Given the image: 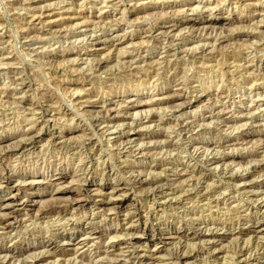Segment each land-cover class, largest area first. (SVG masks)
<instances>
[{"label":"rangeland","instance_id":"374dc122","mask_svg":"<svg viewBox=\"0 0 264 264\" xmlns=\"http://www.w3.org/2000/svg\"><path fill=\"white\" fill-rule=\"evenodd\" d=\"M9 202L0 264H264V0H0Z\"/></svg>","mask_w":264,"mask_h":264},{"label":"bare ground","instance_id":"6f19581e","mask_svg":"<svg viewBox=\"0 0 264 264\" xmlns=\"http://www.w3.org/2000/svg\"><path fill=\"white\" fill-rule=\"evenodd\" d=\"M173 31H174V29H173ZM112 40V39H111ZM161 100V99H160ZM159 100V101H160ZM140 104V103H139ZM148 104H150V102H146V104L145 105H148ZM142 105L143 104H141V106L139 105V106H134V107H132V108H137V107H142ZM111 117V119L112 120H114V121H117L118 122V120L120 119V117H116V116H109V118ZM125 120H128L127 119V117H126V119ZM121 121H124V120H121ZM197 121V120H196ZM108 122V121H107ZM113 122V121H112ZM192 122V121H191ZM110 123V122H109ZM114 123V122H113ZM186 123H187V121H186ZM185 123V124H186ZM197 123V122H196ZM104 124V123H103ZM193 124V123H192ZM194 126V125H193ZM110 127V126H109ZM109 127H107V128H109ZM140 127V126H139ZM113 128V127H112ZM184 128H191L190 126H187V127H184ZM106 130H108V129H106ZM112 130V129H111ZM183 131V130H182ZM127 137V136H126ZM118 139H122V137H118ZM118 139H117V141H118ZM130 141V140H129ZM133 143H135V142H133ZM192 143V142H191ZM130 144V142L128 143V142H124L121 146L123 147V149H126L128 146H131L132 147V144L131 145H129ZM160 146V145H159ZM163 146V145H162ZM139 149V148H138ZM215 152V151H214ZM136 179H141L140 178V176H136L135 177ZM11 181V179L8 181V183ZM15 201V200H14ZM13 202V201H12ZM12 202H9V203H6V204H3L2 206H0V208L3 210V209H9L10 208V206H11V203ZM261 225V224H260ZM255 230H257V229H255ZM199 232H200V234L201 235H203L204 234V231H198V233H196L195 234V237H197L198 235H199ZM255 232V231H254ZM253 232V233H254ZM262 232H264V226H260L259 227V229L256 231V233H262ZM171 236V235H170ZM103 237V236H102ZM206 237V236H205ZM155 238V237H154ZM62 241V240H61ZM82 241V240H81ZM50 242H47V243H45V244H43L42 243V246H41V248H49L50 247V245L51 244H49ZM70 243V242H69ZM87 243V241L86 240H84V241H82V242H79V243H77L76 244V246H83V245H85ZM210 243V242H209ZM194 244V243H193ZM11 254V253H10ZM52 255H53V253H52ZM153 256H157V255H159V251H154L153 252V254H152ZM15 256V255H14ZM13 256V257H14ZM38 257H36V258H34L35 260H34V262H33V260H32V262H33V264H40V263H42L43 262V258H45V256L44 255H42V254H40V255H37ZM5 257H7L8 258V255L6 254V256ZM12 260V259H11Z\"/></svg>","mask_w":264,"mask_h":264}]
</instances>
